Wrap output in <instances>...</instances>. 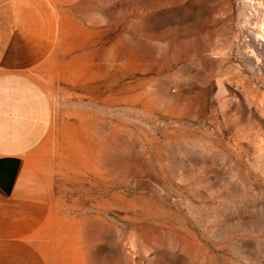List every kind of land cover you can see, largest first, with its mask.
I'll return each mask as SVG.
<instances>
[{"label": "rangeland", "instance_id": "374dc122", "mask_svg": "<svg viewBox=\"0 0 264 264\" xmlns=\"http://www.w3.org/2000/svg\"><path fill=\"white\" fill-rule=\"evenodd\" d=\"M48 1L0 264H264V0Z\"/></svg>", "mask_w": 264, "mask_h": 264}, {"label": "crops", "instance_id": "0c3cea01", "mask_svg": "<svg viewBox=\"0 0 264 264\" xmlns=\"http://www.w3.org/2000/svg\"><path fill=\"white\" fill-rule=\"evenodd\" d=\"M57 29L48 0H0L1 238L18 235V208L27 206L16 198L23 159L47 133L49 94L41 68L52 54Z\"/></svg>", "mask_w": 264, "mask_h": 264}]
</instances>
